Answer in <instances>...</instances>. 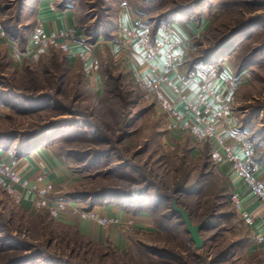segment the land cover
Returning a JSON list of instances; mask_svg holds the SVG:
<instances>
[{
	"label": "rangeland",
	"instance_id": "rangeland-1",
	"mask_svg": "<svg viewBox=\"0 0 264 264\" xmlns=\"http://www.w3.org/2000/svg\"><path fill=\"white\" fill-rule=\"evenodd\" d=\"M57 1L71 3L78 28L93 45L99 36L119 35L122 27L114 21L124 2L149 30L191 20L198 27L185 71L191 68L202 79L229 77L233 119L257 154L264 152V0ZM36 3L0 0V23L28 37ZM99 72L98 92L62 52L16 69L0 64V152L12 162L44 152L53 166L35 154L44 170L36 171L29 188L46 178L54 185L52 200L87 212L91 204L136 199V207L149 208L152 227L128 232L117 250L91 242L47 210L27 211L0 186V264H264L263 245L237 214L225 180L214 174L209 143L198 145V157L189 152L195 147L190 137L170 146L167 115L143 83L108 58ZM174 201L201 226V248L172 210Z\"/></svg>",
	"mask_w": 264,
	"mask_h": 264
},
{
	"label": "crops",
	"instance_id": "crops-1",
	"mask_svg": "<svg viewBox=\"0 0 264 264\" xmlns=\"http://www.w3.org/2000/svg\"><path fill=\"white\" fill-rule=\"evenodd\" d=\"M117 12L114 21L117 28L123 27L127 30L144 29L148 32L152 31V44L155 45L162 42L161 35L163 30H161L158 25L152 27L151 30L142 26L135 16L136 12L129 7L127 3H121ZM76 16L75 9L72 8L71 3H66V1L64 3H59L57 0H37L32 31L36 24L41 25L46 36L56 35L61 31L74 28L76 30L77 39L69 45V51L68 53H65V58L68 64L80 65L82 67L91 86L98 88V92L103 83L100 74L101 72H99V64L105 58H108L113 66H124L129 73L130 78L133 79V81H138L140 83H144L151 76L155 75V71L153 70L154 65L157 66L158 70L165 65L166 58H164L163 55L158 57L154 64H147L144 60L145 57L139 51L138 47H135L132 51L124 48L119 35L115 38L113 37L114 35H107L105 38L99 36L100 38L96 43L94 45L91 44V42H89L90 39L86 38L82 30L78 28L79 22H77ZM200 25L202 26V21ZM197 27L198 26L195 25V23L193 24L191 20L186 21L185 19L184 21L182 20L173 23L172 27L169 28L172 33L171 41L174 42L175 46L173 49V55L178 60V64L170 70L168 77L179 87V98H181V100L178 97L176 99V97L170 92H168V95L173 103L174 109L179 112L185 113L184 102H196L197 95L204 97L206 103L212 105V109L215 110L212 98L207 92L204 93L201 88L204 84L210 86L211 92L218 95L229 107L227 127L225 126L224 128L217 122L215 124L216 129L225 138V146L232 150L242 160V143L230 137L229 129L239 130L242 133L245 129L242 130V126L233 119L230 110V101L231 96L235 91L233 90L234 88L231 86V83L225 80L226 75H220L214 79L213 77L202 79V76H200L199 73L188 75L187 71L184 69L186 58L191 51L192 40L195 37L194 29ZM18 37L19 36L17 35L11 34V32L0 23V64H3L4 62L7 66L16 69L17 67H21L24 62H36L39 56L32 54L33 43L27 37V40L22 47ZM90 46H92V48H90ZM54 51L58 50L52 49L46 56L51 55ZM165 114L167 115V121L170 125L167 136V142H170V146H177L184 140H188L187 138L190 136L186 130L180 126L178 121L172 119L169 113ZM205 116L208 117L209 113H205ZM191 118L192 115L187 113V119L190 120ZM199 145H201V143ZM194 146L195 147H192L189 152L192 157H198L201 155L202 145L198 147V145L194 143ZM213 149L218 153L220 158L217 162H214L211 159L214 174L225 180L230 195H237L240 206L237 214L244 223L250 225L249 227L256 243L261 244L264 247L263 204L253 195V192L248 189L246 183L242 179L237 178V175L231 171L230 165L225 159V150L221 147H215ZM209 151L211 154L212 145L210 144ZM37 152H41L40 155L47 159L44 152ZM39 153H33L26 156L23 159L16 161L15 164V169L22 175V181L25 184L19 190L21 200L19 201V204L29 212L32 211L33 203L35 202L33 193L29 187H31L36 179V171L44 170L43 164L38 162V160H35V156ZM254 159L257 163L255 176L259 181L264 182V152L257 154V151L254 149ZM11 163L12 158L10 155H5V153L0 152V164L8 166ZM47 164L50 168L53 166L48 159ZM57 176L59 177V175ZM57 176L53 178L55 182L58 181ZM45 179L46 178H43V181H45ZM92 209L99 215H105L109 218H117L121 220L122 224H127L126 226L129 224V226L125 229L123 228V225H111L108 228H103L95 221L82 219L77 213H73L69 208L57 220L75 227L79 234L91 240V242L101 245L111 243L117 250H121L126 244L128 232L140 229L143 231L148 230L152 227V222H154L151 218L152 216L149 208L145 206L139 207L136 210H130L129 208H125V206L123 207L122 204H114L94 206Z\"/></svg>",
	"mask_w": 264,
	"mask_h": 264
},
{
	"label": "built area",
	"instance_id": "built-area-1",
	"mask_svg": "<svg viewBox=\"0 0 264 264\" xmlns=\"http://www.w3.org/2000/svg\"><path fill=\"white\" fill-rule=\"evenodd\" d=\"M171 34L170 29H163L161 35L162 42L153 45L147 30H127L122 27L119 31V37L122 40L121 43L124 48L132 51L135 47H138L145 57L144 60L147 64H154L156 59L161 55L166 58L165 65L161 69L158 70L157 66L154 65L153 70L155 71V75L143 83L144 92L156 98L157 105L161 111L169 113L172 119L178 121L180 126L192 138V141L194 140L195 144L199 145L201 142L209 141L210 145H212L210 157L214 162L219 161L220 158L213 148L221 147L224 149L225 159L229 163L231 171L237 175V178L242 179L246 183L248 189L253 192V195L264 206V182L259 181L255 176L257 163L254 159L253 143L247 142L244 134L239 130L229 129L230 137L242 143L243 158L241 160L232 150L225 146V138L216 129L215 124L217 122L222 127H227V115L229 112L227 104L218 95L211 92L210 86L204 84L201 86L202 91L204 93L207 92L212 98L215 110L212 109V105L206 103L205 98L201 95L196 96V102H184L185 113L174 109L168 92L177 99V97H180V91L179 87L168 77L170 70L178 64V60L173 55L175 46L174 42L171 41ZM28 39L33 43L32 54L42 56L49 54L52 49H57L64 54L68 53L69 45L77 38L74 28L61 31L56 35L46 36L41 25L36 24ZM225 80L229 82L230 79L229 77H225ZM179 99L181 100V98ZM187 113L192 115L190 120L187 119ZM205 113H209V116L206 117ZM15 164V161L8 166L0 164V186L19 202V190L25 184L22 181V175L16 171ZM53 186L51 183L43 182L42 179H39L32 186L31 190L35 201L33 203L34 210H47L52 218L59 219L69 208L82 219L95 221L101 227L121 225V220L99 215L93 209L86 212L80 210L77 206H73L70 201H55L50 199L48 194L53 191ZM230 201L234 208L239 211L240 206L236 194L230 195Z\"/></svg>",
	"mask_w": 264,
	"mask_h": 264
},
{
	"label": "water",
	"instance_id": "water-1",
	"mask_svg": "<svg viewBox=\"0 0 264 264\" xmlns=\"http://www.w3.org/2000/svg\"><path fill=\"white\" fill-rule=\"evenodd\" d=\"M172 210H174L175 213L179 214L180 218L183 221V225L185 226V230L189 234L195 248H201L203 245V240L199 234L201 226L199 224L192 223L187 212L183 208H181V206H178L176 201L172 203Z\"/></svg>",
	"mask_w": 264,
	"mask_h": 264
},
{
	"label": "trees",
	"instance_id": "trees-1",
	"mask_svg": "<svg viewBox=\"0 0 264 264\" xmlns=\"http://www.w3.org/2000/svg\"><path fill=\"white\" fill-rule=\"evenodd\" d=\"M11 34H13V35H17V36H19V33L18 32H13V33H11ZM150 37V36H149ZM20 40V42H21V45H22V47H23V45L25 44V42H26V40H27V37H22V36H19L18 37ZM150 41H152V35H151V37H150ZM91 42V41H90ZM153 42V41H152ZM151 42V43H152ZM186 63V62H185ZM185 65V64H184ZM186 71H187V73H188V75H192V73H194V71L195 70H191V68L189 69V68H187L186 69ZM207 143H209V141H207ZM210 144V143H209ZM27 148L28 147H26V150L23 148V149H21V148H19V151H21L20 153H27L28 151H27ZM30 153H31V151H30ZM209 156H210V152H209ZM211 158V157H210ZM229 199H230V197H229ZM119 204H122V206L124 207L125 206V208H129L130 210H132V207H134V209H138L139 207H136V205H138L137 204V202H136V199H119ZM92 205V207L93 206H95L94 204H91ZM90 205V206H91ZM177 205L178 206H180L179 204H178V202H177ZM133 209V210H134ZM184 210L187 212V210L184 208ZM177 214V213H176ZM188 214V213H187ZM179 215V214H178ZM189 215V214H188ZM180 217V216H179ZM190 217V216H189ZM191 219V218H190ZM182 220V219H181ZM182 223H183V221H182Z\"/></svg>",
	"mask_w": 264,
	"mask_h": 264
}]
</instances>
